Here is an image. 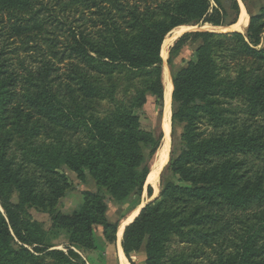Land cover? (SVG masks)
I'll return each instance as SVG.
<instances>
[{"label": "trees", "instance_id": "trees-1", "mask_svg": "<svg viewBox=\"0 0 264 264\" xmlns=\"http://www.w3.org/2000/svg\"><path fill=\"white\" fill-rule=\"evenodd\" d=\"M3 1L6 6L0 7V38L6 35L4 16L6 22L23 25L30 32L18 36L20 44L11 48L14 42L7 40L10 35L3 39L0 95L12 87L9 96L13 98L17 85L22 89L29 86L35 94L27 97L26 103H34L36 111L46 119L79 131L85 142L74 148L63 140L57 146L40 145L34 138L36 133L23 132L22 104L7 108L0 100L1 112L17 116L16 129L22 131L19 138L24 139L19 143L22 148L17 156L12 149L14 142L0 132V264H44L46 258H51V264H86L70 247L66 252L28 250L22 245L30 242L19 236L15 223H20L29 209L54 218L59 201L79 186L85 187L82 212L74 214L64 226L73 228L72 244L81 250L92 249L93 221L105 213V198L121 205L133 195L140 197L149 174L148 162L159 147L161 136L140 127L136 110L148 97L161 106L164 86L160 49L165 36L180 26L231 25L236 21L239 5L237 0H134L132 5L129 0H49L60 7L55 11L42 0ZM66 8L81 17L84 11L96 15L95 20L83 18L82 24L92 22L93 30L83 32L79 25L72 29L71 23L60 20L59 13ZM263 19L264 7L251 18L246 37L238 33L190 32L170 48L167 64L172 68L187 40L201 41L193 60L172 73L171 127L172 137L179 129L173 144L180 153L171 161V167L180 180L190 185L167 184L160 196L145 205L125 227L121 247L128 263L134 264L131 254L144 245L146 264H206L200 256L226 242L221 230L225 227L221 222L224 216L218 214L221 201L226 200L229 207L242 208L245 213L249 209L241 205L252 199L256 206L250 215L234 216L249 225L244 234L237 235L239 229H234L237 239H231L236 243L231 254L211 264H264V250L257 251V245L264 240V168L241 173L240 164L225 159L239 152L264 161L263 130L243 126L239 131L230 129L228 134L201 131L207 122L213 128H217L215 124L231 122V109L223 108L230 101L247 102L253 114L264 115V42L256 48ZM46 26L55 29L56 34ZM59 34L64 35L65 42L56 39ZM59 43L61 57L56 56ZM30 51L46 56H42V64L35 71L24 65L22 57V53L26 56ZM8 54L12 56L4 57ZM48 56L70 63V79L78 93L71 102L55 97L47 85L52 64L46 59ZM13 58L19 68L7 64ZM9 67L11 70L6 69ZM214 156L225 161L218 167L220 179L210 182L206 179L212 177L208 173L216 168L204 170V166ZM24 165L38 172L29 173ZM63 168L75 175L77 183L68 179ZM242 179L253 182L256 190H230L229 186ZM147 193L152 195L150 186ZM13 196L14 203L10 201ZM237 201L240 202L236 204ZM101 224L104 235L108 229L115 234L117 224ZM12 231L23 243L21 246L14 245ZM174 241L177 245L172 249Z\"/></svg>", "mask_w": 264, "mask_h": 264}, {"label": "rangeland", "instance_id": "rangeland-1", "mask_svg": "<svg viewBox=\"0 0 264 264\" xmlns=\"http://www.w3.org/2000/svg\"><path fill=\"white\" fill-rule=\"evenodd\" d=\"M48 1V4L46 3ZM134 0H129V5H132V2ZM136 1V0H135ZM43 4H46V7L50 8L53 6V9L55 11H58L60 7L57 4H53L54 1L49 0H42ZM136 2H139L137 0ZM237 3L239 5V13L236 18V21L232 23L231 25L224 26V27H207V26H189L193 27L192 29L185 30L182 29V27L187 26H180L177 28L172 29L164 38V41L162 43L161 49H160V56L163 61L162 65V83L163 77L165 74H168L171 78V88H172V73L178 72L180 69L184 68L188 61L193 60L194 58V52L196 48L201 44V41L197 40H187L184 47L181 49L179 56L173 61V66L170 68V66L167 64V60L169 57V50L174 45V43L179 39L183 34L190 33V32H212L216 34H225V33H238L244 37H246V34L248 33L250 21L252 17H255L261 13V9L264 7V0H237ZM150 4L151 1H150ZM6 4L3 0H0V7H5ZM143 6V5H142ZM244 13V14H243ZM62 16L64 18L62 19ZM79 13H72L67 11V8L59 13V19L65 20L67 23H71V28H76L75 26L79 25V30H83V32H89L90 30H93L92 22H87L85 25H83L84 19L88 18L91 20H95L97 18L96 15H91L89 11H84L83 16L79 18ZM240 16L243 18L241 20ZM5 20L6 27L4 28L3 32L6 33L5 36L0 38V46L5 44V39L10 35L9 42L13 41L14 44L9 46V48L18 46L20 44V40L18 36H21L28 31L25 26L18 25L15 23L13 25V22H6L7 16L3 17ZM84 18V19H83ZM232 19V15H231ZM240 19V21H239ZM264 21V19H263ZM12 24V25H11ZM239 24V28H238ZM17 26H21V29H18ZM46 28L51 31L55 32L56 30L53 29L51 26H46ZM86 28V30H85ZM179 35H176V32L180 31ZM260 42L259 45L256 48H260L263 46L264 42V23L261 24L260 27ZM59 33V32H58ZM67 34V33H65ZM41 37V35H40ZM50 38L54 37L53 35H49ZM171 38V40H169ZM56 39L61 40V42L64 40V35L62 37V34L57 35ZM167 40V41H165ZM39 41V42H38ZM38 43L42 44L40 39H38ZM171 41V42H170ZM30 45L33 44V42L29 43ZM167 45V46H166ZM58 53L56 56L61 57L60 51L62 50V45L59 43L58 45ZM165 46V47H164ZM42 47L44 45L42 44ZM163 49V50H162ZM44 50V49H43ZM166 51V52H165ZM46 52V51H45ZM163 54V55H161ZM165 54V55H164ZM10 57L11 54L4 55V57ZM46 57L45 55H38L34 51H30L25 56L22 53V57L24 58V65L28 66L29 68H32L31 70L35 71L36 68H38L42 62L40 63L41 58ZM166 56V57H165ZM52 64H49L50 70L48 74V80L47 85L50 87V90L54 94L55 97L59 98H65V103L71 102L74 97L78 95V93H75V85L74 82L70 79V63L68 60H64L61 62L56 61L57 58H54L53 56H48L46 58ZM13 65L16 68H19L17 61L13 59H8L7 64ZM10 69L11 68H6ZM168 71V72H167ZM233 73H231L232 75ZM37 78V76L35 75ZM233 77V76H232ZM11 88V89H10ZM8 88V90L4 89L2 91V94L0 95V100H3V106H7V108H11L13 105H20L25 109L24 114H27V119L25 118V115L23 114V117L20 116V118H23V120L20 122L25 127L23 128V132L25 134H35V139L37 140L38 144H43L44 146L49 145H56L60 143L61 140L70 147H75L77 143H84L85 139L83 135L76 130H68L65 127L61 125V123L53 120V119H46L43 117L42 114H39L36 111V107L33 105H30L29 103H26V99L32 98L35 94L34 89H29L30 87L27 85L22 89L19 88L18 85L15 88V96L12 98V95L9 96L10 91L13 89L12 87ZM28 92H30L28 94ZM164 94V91H163ZM2 103L0 102V132L3 136H8L11 138L13 145L12 149L14 152H16L17 156H20L21 148L19 143H22L24 141L21 137L20 130L16 129V122H17V116L12 114L11 112L4 113L1 112L3 110ZM37 106V105H36ZM169 112H170V142L168 147V153L167 158L165 162L160 166L158 173H157V180L155 182H149L146 179L145 186L143 193L140 197L138 196H131L129 199L125 201V203L119 205L118 203L110 200L109 198H105L104 204L106 205V211L102 216L96 217L93 221L92 225V238H93V248L92 249H79L76 245L71 243V237L73 234V228L64 226L70 218L73 217L74 214H78L82 212L83 209V203H84V192L87 191L85 187L79 186L77 190L70 192L65 198L61 199L59 201L58 205V214L52 218L49 215L38 213L33 209L27 210L21 217L20 223H15V229L17 230L19 236L26 238L30 244L25 245L21 242L20 239H18L13 231L11 232L14 245L16 246H24L28 250H32L34 248H39L41 250H58L66 252L67 247H70L74 252L78 253L82 259L85 261L86 264H118V258L116 257V248H115V240H116V233L118 230L119 225L122 224V221L127 219L128 216L133 214L135 211H137L136 216L140 212V210L147 205L148 203H151L155 201L162 191L164 190L165 186L167 184H175V186H189V182H185L183 180H180L179 174H175L172 172V163L171 161L174 160L180 153V148H176L173 142L177 139L179 134V129L175 130V136L172 137V127H171V116H172V102L170 98L169 102ZM223 108L231 109V122L227 123H218L215 124L217 128H213L214 126L212 123L207 122L202 125L201 131H204L205 134H208L209 132L212 133H224L228 134L233 131H239L243 126H247L251 130H260L262 128L264 133V115L262 113H256L253 114V111L249 104L247 102H243L240 100H234L227 103V106L224 104ZM166 110V102L164 101V95L161 100V106H157L155 104V100L151 97H148L144 104L141 106L139 110H136L137 115L139 116V123L140 127L143 130L146 131H152L156 134V136H161L160 144L154 155L150 158L148 162L149 166V172L150 168L153 165V162L155 161L156 153L161 148L163 141H164V134H165V126L163 124V116L164 111ZM10 111V109H9ZM164 112V113H163ZM253 114V115H252ZM204 134V135H205ZM40 144V145H41ZM24 147H30L24 146ZM227 160H230L232 163L240 164V170L241 173L244 171L252 172L255 170V168H264V161L255 160L253 154L243 155L239 152H233L225 158ZM224 158L220 156H214L210 158V164H208L206 167L204 166V170H210L211 168H216V170H212L210 173H208V176L206 179L210 182H215L219 177V169L218 167L222 165L225 161ZM25 171L31 173L32 171L38 172L36 169L30 165H24L22 166ZM33 172V173H34ZM35 172V173H36ZM62 172L68 177L70 181L73 183H77L76 177L73 173L69 172L66 168L62 169ZM252 175L248 174L250 177ZM148 177V176H147ZM254 179V178H253ZM253 181V180H252ZM229 184V183H228ZM231 185V182H230ZM152 188V195L149 196L147 193L148 187ZM230 190L238 191L241 189L245 192L247 191H253L256 190V188H253V182L247 183L242 180H238L234 182V185L229 186ZM93 192L92 189H89ZM247 200L249 198H246ZM10 201L14 203L16 201L15 196L11 197ZM242 201V200H240ZM237 201L236 204H238ZM222 205L219 206V212L218 214H223L224 218L222 217V225L223 227L221 230L224 234V237H226L227 244H222L221 246H216L213 251H206L203 255L200 256V258L204 259V262L206 264H211V262L215 261L216 259H219L220 257H223V255L231 254L233 250V246L236 243H232L231 239H234V242H236L237 235L244 234L245 229L249 226L244 223V219H241L242 222H238L236 219H234V216L237 215L240 216V218L245 217L247 214L250 215V210L254 209L256 206V203H253L255 201L249 200L246 201L245 204L241 205L244 206L243 208L249 209L245 213L243 212L242 208L233 209L232 207H229L226 200L221 201ZM236 205V207H241ZM262 209H264V203L262 204ZM259 210V209H256ZM0 212L3 213V210L0 206ZM216 212V210L214 211ZM135 216V217H136ZM134 217V219H135ZM133 219V220H134ZM132 220V221H133ZM106 221V223H115L117 224V229L115 234H112L111 231L108 229L106 230L107 235H104V229L101 222ZM237 221V222H236ZM246 222V221H245ZM239 229V232L236 236L233 234L234 229ZM111 239V240H110ZM177 241H174L172 245V249H174L177 245ZM264 240H261V242L257 245V251L264 250ZM208 248V246H207ZM143 253L141 255H132L134 264H144V256H145V250L144 245L141 247ZM140 249V250H141ZM139 252V251H138ZM170 252V251H169ZM51 258H46L44 264H51ZM53 262V261H52ZM146 264V263H145Z\"/></svg>", "mask_w": 264, "mask_h": 264}, {"label": "bare ground", "instance_id": "bare-ground-1", "mask_svg": "<svg viewBox=\"0 0 264 264\" xmlns=\"http://www.w3.org/2000/svg\"><path fill=\"white\" fill-rule=\"evenodd\" d=\"M240 18H241V20L243 19L241 16H240ZM239 21H240V19H239ZM184 28H185V30H187V29H192L193 27H189V26L182 27V29H184ZM238 28H239V24H238ZM180 32H181V30L176 32V34L174 36L179 35ZM169 40H171V38ZM165 41H167V40H165ZM161 55H163V54H161ZM163 82H164V101L166 102V110L164 111L165 113L163 112L164 113L163 124L165 126V134H164L163 144H162L161 148H159V150L157 151L155 161L153 162V165L150 168V172H149L148 177H147V181H149V182H155L157 180L156 178H157L158 170L167 158L168 147H169V142H170V112H169L168 106H169V102H170V98H171V78L168 74L164 75ZM136 214H137V211H135L133 214L128 216L127 219L122 221V224L119 225L120 227H119L118 232H117V245H118L117 247L118 248L120 246V240H121L122 233H123L125 226L127 224H129L130 222H132V220L134 219ZM119 254H120V258H121V264H129L128 261L126 260L125 256H123L120 248H119Z\"/></svg>", "mask_w": 264, "mask_h": 264}, {"label": "crops", "instance_id": "crops-1", "mask_svg": "<svg viewBox=\"0 0 264 264\" xmlns=\"http://www.w3.org/2000/svg\"><path fill=\"white\" fill-rule=\"evenodd\" d=\"M92 190H93V189H92ZM130 223H131V222H130ZM130 223H129V224H130ZM127 225H128V224H127ZM127 225H126V226H127ZM126 226H125V227H126ZM118 229H119V227H118ZM124 229H125V228H124ZM123 231H124V230H123ZM117 232H118V230H117ZM122 235H123V233H122ZM121 240H122V237H121ZM121 240H120V246H119V248L121 249V252H122L123 256H125L124 253H123L122 247H121ZM115 243H116V244H115V248H116V253H117V254H116V257L118 256V257H117V258H118V264H121V258H120V254H119V248L117 247V246H118V245H117V233H116V240H115ZM140 253H141V254L143 253V252H142V249L139 250V252L132 253V254H131V260L133 261L132 255H141ZM143 255H144V253H143ZM126 259H127V258H126ZM143 261H144V264H145V256H144V260H143ZM128 262H129V261H128ZM129 264H130V263H129Z\"/></svg>", "mask_w": 264, "mask_h": 264}]
</instances>
